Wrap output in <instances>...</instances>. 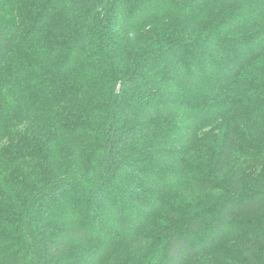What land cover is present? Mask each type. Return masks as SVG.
I'll return each mask as SVG.
<instances>
[{"label": "trees", "instance_id": "trees-1", "mask_svg": "<svg viewBox=\"0 0 264 264\" xmlns=\"http://www.w3.org/2000/svg\"><path fill=\"white\" fill-rule=\"evenodd\" d=\"M238 115L264 0H0V264H264Z\"/></svg>", "mask_w": 264, "mask_h": 264}, {"label": "rangeland", "instance_id": "rangeland-1", "mask_svg": "<svg viewBox=\"0 0 264 264\" xmlns=\"http://www.w3.org/2000/svg\"><path fill=\"white\" fill-rule=\"evenodd\" d=\"M234 119V120H233ZM232 120H228V124L230 122L235 123L236 133L245 138L249 137L255 143L256 149L260 155H258L257 161L254 163V167L250 170V173L247 174L245 179V188L247 191L253 190L256 183V178L258 175L264 170V118H255L247 121L246 116H236ZM239 247V242L236 239H233L228 242V251L236 250ZM121 256H127V253L120 254L118 256V260L121 261L123 258H119ZM216 257L214 255H208L194 264H215Z\"/></svg>", "mask_w": 264, "mask_h": 264}]
</instances>
